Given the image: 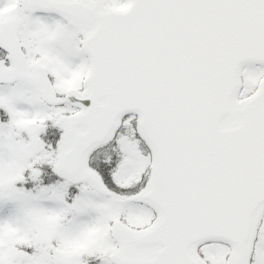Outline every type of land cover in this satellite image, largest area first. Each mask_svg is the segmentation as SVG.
<instances>
[{
	"label": "snow or ice",
	"instance_id": "obj_1",
	"mask_svg": "<svg viewBox=\"0 0 264 264\" xmlns=\"http://www.w3.org/2000/svg\"><path fill=\"white\" fill-rule=\"evenodd\" d=\"M0 264H264V0H0Z\"/></svg>",
	"mask_w": 264,
	"mask_h": 264
}]
</instances>
